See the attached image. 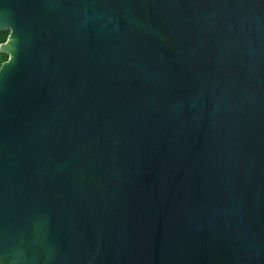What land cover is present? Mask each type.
<instances>
[{
  "label": "water",
  "instance_id": "water-1",
  "mask_svg": "<svg viewBox=\"0 0 264 264\" xmlns=\"http://www.w3.org/2000/svg\"><path fill=\"white\" fill-rule=\"evenodd\" d=\"M0 264H264V0H0Z\"/></svg>",
  "mask_w": 264,
  "mask_h": 264
},
{
  "label": "trees",
  "instance_id": "trees-1",
  "mask_svg": "<svg viewBox=\"0 0 264 264\" xmlns=\"http://www.w3.org/2000/svg\"><path fill=\"white\" fill-rule=\"evenodd\" d=\"M8 31L0 32V45L7 40ZM8 59V55L0 51V67L4 61Z\"/></svg>",
  "mask_w": 264,
  "mask_h": 264
},
{
  "label": "rangeland",
  "instance_id": "rangeland-1",
  "mask_svg": "<svg viewBox=\"0 0 264 264\" xmlns=\"http://www.w3.org/2000/svg\"><path fill=\"white\" fill-rule=\"evenodd\" d=\"M8 36H9V32H8ZM8 36H7V38H8Z\"/></svg>",
  "mask_w": 264,
  "mask_h": 264
}]
</instances>
